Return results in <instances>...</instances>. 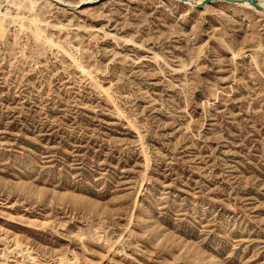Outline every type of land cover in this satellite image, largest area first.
<instances>
[{"label":"rangeland","instance_id":"374dc122","mask_svg":"<svg viewBox=\"0 0 264 264\" xmlns=\"http://www.w3.org/2000/svg\"><path fill=\"white\" fill-rule=\"evenodd\" d=\"M0 264H264V13L0 0Z\"/></svg>","mask_w":264,"mask_h":264},{"label":"bare ground","instance_id":"6f19581e","mask_svg":"<svg viewBox=\"0 0 264 264\" xmlns=\"http://www.w3.org/2000/svg\"><path fill=\"white\" fill-rule=\"evenodd\" d=\"M54 1H59V0H54ZM88 2H92V3H95L96 0H87ZM176 1H179V0H176ZM201 1V0H200ZM200 1H193V0H186L183 4H186V5H192V6H195V5H201V3H199ZM256 3L263 9V11H259V12H262L264 13V1L262 0H255ZM180 3H182L181 1H179ZM218 2H221V1H218ZM226 3V2H224ZM231 4V3H230ZM207 5V4H206ZM238 5H241L243 7H246L248 9H255L253 6H251L249 3L247 2H243V3H238ZM205 6V5H204ZM257 10V9H255ZM258 11V10H257ZM139 192V191H138Z\"/></svg>","mask_w":264,"mask_h":264},{"label":"water","instance_id":"95a60500","mask_svg":"<svg viewBox=\"0 0 264 264\" xmlns=\"http://www.w3.org/2000/svg\"><path fill=\"white\" fill-rule=\"evenodd\" d=\"M179 1H181L182 3H184L186 0H179ZM218 1L226 2V3H231V4H238V3L247 2L251 6H253L255 9H257L258 11H263V9L256 3L255 0H204L201 3L200 6L203 7L206 4H211L213 2H218Z\"/></svg>","mask_w":264,"mask_h":264}]
</instances>
